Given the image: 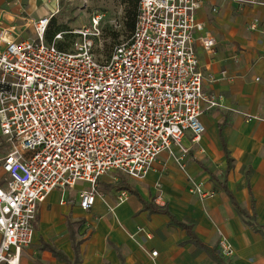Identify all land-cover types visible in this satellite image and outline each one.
Returning <instances> with one entry per match:
<instances>
[{"label":"built area","instance_id":"1","mask_svg":"<svg viewBox=\"0 0 264 264\" xmlns=\"http://www.w3.org/2000/svg\"><path fill=\"white\" fill-rule=\"evenodd\" d=\"M205 1L139 0L130 36L103 61L94 53L103 14L57 33L50 43L44 35L52 16L35 23L34 40L17 39L13 28L0 24V147H6L0 159V264H18L33 241L38 206L53 190L87 183L79 193L87 211L102 197L98 180L110 172L141 180L163 152L184 168L185 135L198 143L205 132L201 116L224 108L221 98L203 91L199 69L197 44L207 52L215 47L196 19ZM214 1L239 10L264 7V0ZM111 23L116 31L123 25ZM65 36L74 39L60 49ZM220 78L228 79L224 71ZM189 182L188 192L200 200L213 196ZM127 198L120 191L117 205ZM217 250L223 258L234 254L226 238Z\"/></svg>","mask_w":264,"mask_h":264},{"label":"crops","instance_id":"2","mask_svg":"<svg viewBox=\"0 0 264 264\" xmlns=\"http://www.w3.org/2000/svg\"><path fill=\"white\" fill-rule=\"evenodd\" d=\"M58 9L56 0H0V24L13 28L17 39L34 40L35 23L52 16L44 35L50 43L68 31L58 22ZM196 19L215 40L212 52L196 46L203 91L221 98L224 108L201 116L205 132L198 143L185 135L184 168L163 152L141 180L108 173L97 182L102 197L87 211L79 205L87 183L53 190L38 206L33 241L18 264H264V7L239 10L234 3L207 0ZM223 71L228 79L220 78ZM173 152L180 154L177 148ZM5 153L0 147V159ZM189 181L213 196L200 200L190 194ZM225 190L254 217L256 229L238 214ZM120 191L128 198L117 205ZM156 209L190 226L210 251ZM221 238L228 240L233 256L219 255Z\"/></svg>","mask_w":264,"mask_h":264},{"label":"rangeland","instance_id":"3","mask_svg":"<svg viewBox=\"0 0 264 264\" xmlns=\"http://www.w3.org/2000/svg\"><path fill=\"white\" fill-rule=\"evenodd\" d=\"M58 22L64 25L65 29L74 30L89 24L90 18L95 14H103L102 36L96 42L94 50L99 61H103L110 54L113 46L125 41L129 34L124 26V8L117 0H56ZM122 22L119 30L112 27L113 20ZM115 176L116 172H110Z\"/></svg>","mask_w":264,"mask_h":264},{"label":"trees","instance_id":"4","mask_svg":"<svg viewBox=\"0 0 264 264\" xmlns=\"http://www.w3.org/2000/svg\"><path fill=\"white\" fill-rule=\"evenodd\" d=\"M124 8V26L130 36L134 25H135V21L137 18V12H138V4H139V0H117ZM51 21V19H50ZM49 21V23H50ZM74 39L73 36H65V44L63 45H59L60 49H66L68 47V44ZM227 161L229 162L230 159L227 157ZM125 180L123 178H121V182H124ZM124 189L128 190V187L126 185H123ZM226 189V188H224ZM226 191V190H225ZM226 193L228 194V196L231 199V202L233 203V205L235 206L238 214L243 218L247 220V225H249L251 228L256 229L257 226L253 224V220L254 217H250L248 216L239 206L238 204L235 202L234 198L232 197V195L226 191ZM156 212H162L164 214H166L169 219L171 224L178 226L182 229H185L190 240L195 243L198 247H200L201 249H203L205 252H209L210 250L200 241H198V239L196 238V236L194 235L192 228L190 226H186L183 223H179L177 222L166 210H160V209H156L154 210ZM53 253L55 254L56 257H58L59 259L64 260L65 258H63V256L61 254H58L56 252L53 251Z\"/></svg>","mask_w":264,"mask_h":264}]
</instances>
